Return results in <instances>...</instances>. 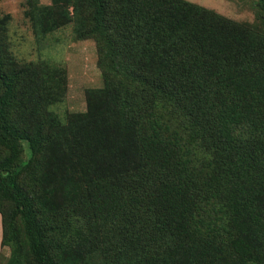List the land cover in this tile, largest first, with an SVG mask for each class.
<instances>
[{"label":"trees","instance_id":"16d2710c","mask_svg":"<svg viewBox=\"0 0 264 264\" xmlns=\"http://www.w3.org/2000/svg\"><path fill=\"white\" fill-rule=\"evenodd\" d=\"M51 1L102 86L61 124L59 72L0 55L7 264H264V32L184 0Z\"/></svg>","mask_w":264,"mask_h":264},{"label":"rangeland","instance_id":"374dc122","mask_svg":"<svg viewBox=\"0 0 264 264\" xmlns=\"http://www.w3.org/2000/svg\"><path fill=\"white\" fill-rule=\"evenodd\" d=\"M61 5H64L63 0ZM68 3L74 0H66ZM84 0H79L82 3ZM209 9L224 18L237 23H245L264 32V10L260 11L258 0H184ZM33 10L40 16V29H35L30 17L26 14L29 5L27 0H0V18L7 16L4 30L0 33V55L8 67H19L33 63V69L45 65L62 76L64 93L60 100L50 103L47 110L61 124H65L71 115L86 111L85 93L89 95L102 86V73L97 65L95 43L91 39L77 37L74 23L77 16L70 6L59 13L55 10H41L52 6L51 0H36ZM38 9V10H37ZM51 19L54 25L45 23ZM47 19V20H48ZM39 34V35H38ZM10 59L12 63L8 60ZM36 66H38L36 68ZM33 88V87H32ZM98 102V101H97ZM21 159L28 158L26 145L22 144ZM19 238L23 235L19 230ZM24 251V248H22ZM9 248L3 247L0 264H7ZM23 264H27L24 262Z\"/></svg>","mask_w":264,"mask_h":264},{"label":"crops","instance_id":"0c3cea01","mask_svg":"<svg viewBox=\"0 0 264 264\" xmlns=\"http://www.w3.org/2000/svg\"><path fill=\"white\" fill-rule=\"evenodd\" d=\"M0 239H1V223H0ZM2 251H3V248L0 247V254L2 253Z\"/></svg>","mask_w":264,"mask_h":264}]
</instances>
